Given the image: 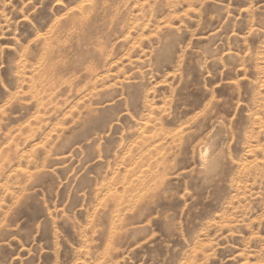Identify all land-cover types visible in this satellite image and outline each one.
I'll list each match as a JSON object with an SVG mask.
<instances>
[{
	"label": "rangeland",
	"instance_id": "1",
	"mask_svg": "<svg viewBox=\"0 0 264 264\" xmlns=\"http://www.w3.org/2000/svg\"><path fill=\"white\" fill-rule=\"evenodd\" d=\"M0 264H264V0H0Z\"/></svg>",
	"mask_w": 264,
	"mask_h": 264
},
{
	"label": "bare ground",
	"instance_id": "2",
	"mask_svg": "<svg viewBox=\"0 0 264 264\" xmlns=\"http://www.w3.org/2000/svg\"><path fill=\"white\" fill-rule=\"evenodd\" d=\"M206 148H207V147H206ZM204 151H205V150H204ZM206 151L208 152V150H207V149H206ZM200 152H202V153H203V151H200ZM207 152H205V153H207ZM199 155H200V154H199ZM202 155H203V154H202ZM202 155H201V156H202ZM201 156H200V157H201ZM207 159H208V158H207ZM201 160H202V159H201ZM202 161H203V160H202ZM201 164H202V163H201Z\"/></svg>",
	"mask_w": 264,
	"mask_h": 264
}]
</instances>
